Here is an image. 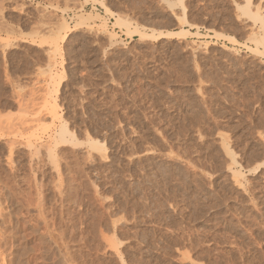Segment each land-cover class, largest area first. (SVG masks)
Returning <instances> with one entry per match:
<instances>
[{
	"label": "rangeland",
	"instance_id": "1",
	"mask_svg": "<svg viewBox=\"0 0 264 264\" xmlns=\"http://www.w3.org/2000/svg\"><path fill=\"white\" fill-rule=\"evenodd\" d=\"M246 1L0 0V264H264Z\"/></svg>",
	"mask_w": 264,
	"mask_h": 264
},
{
	"label": "bare ground",
	"instance_id": "2",
	"mask_svg": "<svg viewBox=\"0 0 264 264\" xmlns=\"http://www.w3.org/2000/svg\"><path fill=\"white\" fill-rule=\"evenodd\" d=\"M247 1H248V0H247ZM247 1H246V2H247ZM246 4H247V3H246ZM248 7H249V6H248ZM135 30H136V29H135ZM131 31H132V30H131ZM136 32H137V31H136ZM177 32H178V31H177ZM177 32H175V33H177ZM140 33H141V32H140ZM171 33H173V32H168V34H171ZM90 141H91L90 144H91L92 147H94L95 144L99 143L98 140H90ZM94 148H95V147H94ZM233 162L235 163L234 160H233Z\"/></svg>",
	"mask_w": 264,
	"mask_h": 264
}]
</instances>
